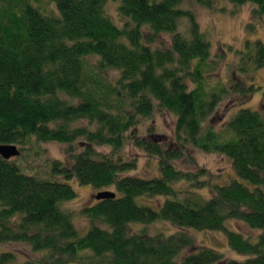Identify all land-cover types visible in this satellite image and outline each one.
I'll use <instances>...</instances> for the list:
<instances>
[{"label": "trees", "instance_id": "1", "mask_svg": "<svg viewBox=\"0 0 264 264\" xmlns=\"http://www.w3.org/2000/svg\"><path fill=\"white\" fill-rule=\"evenodd\" d=\"M183 1L119 0L117 25L106 0H0V143L16 144L20 154L31 138L66 143L69 162L48 159L39 177L0 157V264L16 260L11 243L42 254L21 264H264V93L262 111L237 105L215 125L225 96L249 98L255 86L235 75L228 88L207 84L210 42L193 12L179 7ZM197 1L212 7L215 0ZM229 1L250 2L252 15L264 16V0ZM162 34L170 36L167 46L156 45ZM245 50L244 66H264L262 41H246ZM108 69L118 71L114 82ZM156 106L175 117L171 142L151 126L146 136L137 133L139 118H151ZM129 142L156 158L159 176L123 174L137 165L121 155ZM190 148L227 156L238 178L197 179L206 168L188 172L179 164ZM194 179L197 187L209 186V198L196 191L180 197L172 187ZM71 180L114 194H93L80 208L91 226L83 235L61 207L77 196ZM143 195L166 198L153 207L136 202ZM228 219L261 229L258 241L228 230ZM154 221L177 230L165 235L131 225ZM186 227L223 230L230 248L246 257L227 259L197 245Z\"/></svg>", "mask_w": 264, "mask_h": 264}, {"label": "rangeland", "instance_id": "2", "mask_svg": "<svg viewBox=\"0 0 264 264\" xmlns=\"http://www.w3.org/2000/svg\"><path fill=\"white\" fill-rule=\"evenodd\" d=\"M105 5L108 15L119 25L121 23L120 15L117 11L119 0H106ZM179 7L182 9L187 8L193 12L196 21L199 22L201 31L204 32L206 39L210 42L209 50L211 52V57L209 61L213 65V69L207 74V84L211 86L218 81H222L228 88L232 84V75H235L246 84H253L255 86V91L249 98L237 94L225 96L219 108L213 114L215 125L220 126L225 118V111L228 109V113H233L237 108L234 107L237 105H247L253 110L257 109L262 111L261 98L264 93V66L261 68H256L251 64H249L248 67L246 65L244 66L242 56L243 52L246 51V41L258 39L264 44V16H253V5L250 2L237 5L229 0H215L212 7H205L197 0H185ZM184 23L185 22L182 21V24ZM169 37V34H162L158 38L156 45L167 46ZM106 74L107 77L114 82L118 75V71L116 69H108ZM139 119L140 123L137 127L139 136H146V128L151 126V128L157 134L164 137L167 142H171L173 139L175 117H173L172 113L156 106L151 118ZM79 124L83 125L84 123L79 122ZM66 147V143H55L52 141L37 142L34 138H31L26 144V149L21 150V154L12 159H15L22 171L35 174L39 177H45L46 161L56 158L67 160ZM77 148L78 146L76 145L75 149L78 150ZM98 150L103 153H108L110 148L101 147L98 148ZM36 151L37 153H35ZM121 155L124 159H134L137 162L135 169L126 171L123 174L147 178L160 175L156 158L153 156L150 157L146 155L143 150L135 148L131 142L122 147ZM190 160H193V163ZM179 164H181V169L188 172L194 171L197 167L206 168L208 174H201L197 176V179L201 181L208 180L210 184H224L231 179L238 178L234 173L233 167H231V160L227 156H223L216 152L208 153L202 152L196 148H190L188 158L183 157V160L181 163L179 162ZM195 181L196 179L192 180L194 185H191V181L188 180L173 181L172 187L181 191L179 193L180 197L187 196L189 194L187 191H196L203 199L206 200L209 198L211 196L209 186L205 184L203 187H197ZM68 183L73 187L77 196L73 199L63 201L61 207L72 213L71 217L78 230V234L83 235L91 226L79 210L83 205L92 203L95 200L93 194L97 191L93 189L90 184L78 185L75 180L68 181ZM244 183L246 185L248 184V182ZM165 198V196L149 198L143 195L136 197V202L141 205L146 204L156 207V202L162 203ZM131 225L133 228L148 226L150 231L155 232L160 230L165 235L172 234L177 230V228L169 222L161 221H154V223L151 224L133 222ZM224 226L228 230L240 232L243 238L253 243L258 241L257 236L261 231V229L248 228L243 221H237L235 219L226 220ZM184 230L190 233L197 245L210 247L218 252H222L227 259L232 258L241 261L246 257L230 248L223 230L202 231L188 227L184 228ZM8 248L17 252L16 260L8 264H21V261L26 258L38 259L42 256L41 253L32 251L30 246L26 244L11 243L8 245ZM2 250H5V247L0 245V251ZM186 252L187 250H184V253Z\"/></svg>", "mask_w": 264, "mask_h": 264}, {"label": "water", "instance_id": "3", "mask_svg": "<svg viewBox=\"0 0 264 264\" xmlns=\"http://www.w3.org/2000/svg\"><path fill=\"white\" fill-rule=\"evenodd\" d=\"M20 154V150L16 144H3L0 143V157L3 159H11ZM96 199H104L114 197L113 192L109 190L99 191L94 194Z\"/></svg>", "mask_w": 264, "mask_h": 264}]
</instances>
